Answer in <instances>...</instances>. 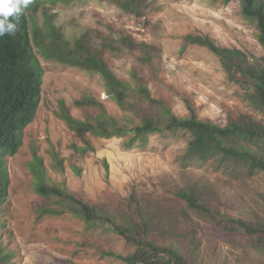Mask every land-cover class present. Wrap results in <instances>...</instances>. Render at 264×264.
Returning <instances> with one entry per match:
<instances>
[{
	"label": "rangeland",
	"instance_id": "1",
	"mask_svg": "<svg viewBox=\"0 0 264 264\" xmlns=\"http://www.w3.org/2000/svg\"><path fill=\"white\" fill-rule=\"evenodd\" d=\"M26 12L43 83L37 114L6 161L9 187L0 205V244L14 253L13 264H124L109 253L134 250L108 229L110 223L98 226L97 220L90 225L71 212L42 214V209H61L63 203L37 192L35 153L48 183L66 187L119 227L129 220L140 222L144 214L152 219L154 240L178 245L196 264H264V254L245 230H234L228 222L264 221L263 172L207 147L203 154L208 159L188 160L190 135L183 131L151 135L146 145L132 148L117 136L89 134L83 141L57 115L61 101L79 119L93 118L99 111L121 119L129 112L106 95L98 75L46 57L36 43L49 42L53 26L69 41L87 34L118 77L132 81L135 72L136 83L148 86L151 96L172 113L185 117L194 110L199 118L222 126L251 119L264 124V112L229 79L219 58L185 39L191 33L208 35L262 64L258 29L243 15L241 0H33ZM126 35L131 45L120 46L117 39ZM148 52L151 56L145 59ZM85 97L97 103L75 104ZM137 101L133 115L138 120L156 113L148 100ZM237 141L264 156L263 138ZM187 189L209 212L189 207L180 196Z\"/></svg>",
	"mask_w": 264,
	"mask_h": 264
},
{
	"label": "trees",
	"instance_id": "2",
	"mask_svg": "<svg viewBox=\"0 0 264 264\" xmlns=\"http://www.w3.org/2000/svg\"><path fill=\"white\" fill-rule=\"evenodd\" d=\"M130 5L131 3H127L126 7L129 8ZM241 5L243 15L255 21L258 40L264 48V0H241ZM26 13L19 17V31L15 36L5 34L0 37V205L6 201L9 187V178L5 173L7 157L16 152L22 144L25 128L34 120L42 97L43 67L29 32ZM34 27L35 32L39 30L36 25ZM48 33L51 34L49 42L44 40L36 42L46 57L98 75L106 95L125 112H129V115L121 119L105 111H99L93 118L79 119L72 116L61 101L57 115L83 141L89 134L104 138L117 136L125 138L124 147L132 148L136 144L146 145L151 135L183 131L190 135L189 147L185 154L188 160L198 162L206 160L209 156L203 154L205 152L203 148H213L212 152L232 160L243 159L249 164L251 171L264 173V156L249 145L237 141H251L255 136L264 139V124L251 119L222 126L199 118L194 110L189 116H178L166 108L163 101L152 97L148 86L140 81L136 83L138 76L135 72L132 73V81L118 77L105 61L102 52L94 49L87 34L69 41L65 40L60 30L54 26ZM185 39L213 52L221 61L229 79L239 83L246 90L252 103L264 112V56L263 63L258 65L252 63L242 50L220 46L208 35L191 33L185 35ZM117 40L120 46L131 45L132 42L127 35L120 36ZM142 45L148 46L143 43ZM150 56L148 52L143 57L149 59ZM139 98L148 100L155 106L156 113L139 120L136 118L138 115L134 117V109ZM96 103L97 101L91 97L75 102L78 106H93ZM75 148L86 151L85 147ZM33 157L37 192L41 196L53 197L63 203V208L47 207L42 209V214L61 215L64 212H71L81 216L90 225H96L97 220H100L98 226L110 223L111 227L108 229L121 235L134 247L133 252L126 255L109 253L122 260L124 264H196L189 260L178 245L160 244L152 238V219L149 216L142 214L140 222L129 220L119 227L110 216L100 213L94 205L70 192L66 187L55 182L48 183L44 177L42 159L36 153ZM53 157L62 168V160L56 151H53ZM180 196L187 201L189 207L209 212L192 191L187 189ZM228 222L234 230L242 227L264 254V221L257 224L231 219ZM13 256V252L4 250L0 244V264H13Z\"/></svg>",
	"mask_w": 264,
	"mask_h": 264
},
{
	"label": "clouds",
	"instance_id": "3",
	"mask_svg": "<svg viewBox=\"0 0 264 264\" xmlns=\"http://www.w3.org/2000/svg\"><path fill=\"white\" fill-rule=\"evenodd\" d=\"M32 3L33 0H0V37L5 34L9 36L16 35L19 31V17L25 14ZM5 173L7 175L6 168Z\"/></svg>",
	"mask_w": 264,
	"mask_h": 264
}]
</instances>
